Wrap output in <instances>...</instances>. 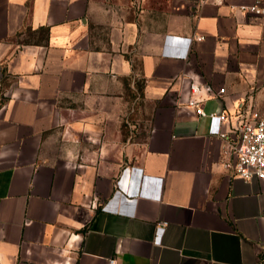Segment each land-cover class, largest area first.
Returning <instances> with one entry per match:
<instances>
[{
    "label": "crops",
    "instance_id": "1",
    "mask_svg": "<svg viewBox=\"0 0 264 264\" xmlns=\"http://www.w3.org/2000/svg\"><path fill=\"white\" fill-rule=\"evenodd\" d=\"M255 2L0 0V264H264V181L223 166L264 84ZM74 110L110 144L147 117L123 173L64 154Z\"/></svg>",
    "mask_w": 264,
    "mask_h": 264
},
{
    "label": "rangeland",
    "instance_id": "2",
    "mask_svg": "<svg viewBox=\"0 0 264 264\" xmlns=\"http://www.w3.org/2000/svg\"><path fill=\"white\" fill-rule=\"evenodd\" d=\"M246 93L249 96L254 95V98L245 99L242 103V106L249 109V111L252 113V116L255 115L257 117L264 118V84L255 86L252 89H247ZM139 94L140 91L138 88H136L134 90V97L132 98L131 102L138 98ZM137 103L138 107L140 101L137 100ZM80 113L81 112H79V110H74L72 114L67 115L64 118V123H66L65 129L60 132L63 134V138H65L63 142L64 145L62 147L64 154H66L67 157L75 164H89L96 167L101 166L106 170H122L123 173L127 168L123 163L127 144L128 142H141L145 139L147 134V117L144 114L141 116L136 115V120L134 119L132 121L133 127H128L126 125V128H124L125 125H122L121 138L124 140V143L119 144V142H117V144H110L103 139H114L115 137L113 135L103 136L102 134L99 136V134L96 132L94 134L95 138L91 136L89 139H87V136L84 135V132L80 131L79 128L74 124L76 120L81 121L82 115ZM132 116L129 118V123H131Z\"/></svg>",
    "mask_w": 264,
    "mask_h": 264
},
{
    "label": "built area",
    "instance_id": "3",
    "mask_svg": "<svg viewBox=\"0 0 264 264\" xmlns=\"http://www.w3.org/2000/svg\"><path fill=\"white\" fill-rule=\"evenodd\" d=\"M241 10L254 16L264 17V0H256L252 6H243ZM198 92H200L198 86L190 85L192 95ZM187 105L194 109L198 116H206L202 111L200 100L190 98ZM208 117L218 118L222 122L227 120V116L223 113L210 114ZM219 137L225 139V134L221 133ZM227 152L232 160L224 163L223 166L232 170L234 178L244 181L253 179L264 181V118L254 115L250 119L241 121L237 126V140L228 143ZM109 264H115V261L111 260Z\"/></svg>",
    "mask_w": 264,
    "mask_h": 264
}]
</instances>
